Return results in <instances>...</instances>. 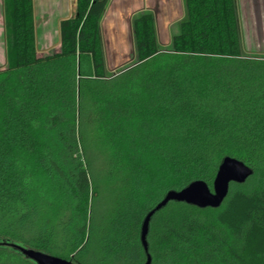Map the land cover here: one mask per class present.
I'll list each match as a JSON object with an SVG mask.
<instances>
[{
  "label": "trees",
  "instance_id": "16d2710c",
  "mask_svg": "<svg viewBox=\"0 0 264 264\" xmlns=\"http://www.w3.org/2000/svg\"><path fill=\"white\" fill-rule=\"evenodd\" d=\"M162 46L154 12L132 20L135 62L110 72L109 0H76L42 54L34 0H3L0 264L16 245L75 264H264V55L244 52L236 0H185ZM227 156L253 173L219 207L169 201L212 189Z\"/></svg>",
  "mask_w": 264,
  "mask_h": 264
},
{
  "label": "crops",
  "instance_id": "0c3cea01",
  "mask_svg": "<svg viewBox=\"0 0 264 264\" xmlns=\"http://www.w3.org/2000/svg\"><path fill=\"white\" fill-rule=\"evenodd\" d=\"M34 1L38 46L44 49L52 47L56 49L59 45L60 20L73 15L76 0ZM236 4L244 52L264 53V0H236ZM146 11L155 13L160 39L169 36L171 38L177 34L180 21L187 13L185 0H109L101 23L103 41L107 39L108 46L114 45L118 50L110 47L105 50L106 53L120 51L124 38L133 37V18ZM0 12L2 17V0H0ZM4 37L2 22L0 42L3 41V44L0 50V67L6 64Z\"/></svg>",
  "mask_w": 264,
  "mask_h": 264
},
{
  "label": "water",
  "instance_id": "95a60500",
  "mask_svg": "<svg viewBox=\"0 0 264 264\" xmlns=\"http://www.w3.org/2000/svg\"><path fill=\"white\" fill-rule=\"evenodd\" d=\"M253 173V169L244 161L227 156L224 158L214 181L213 189L204 180H196L181 190H170L166 196L146 216L142 225V242L148 250L147 235L152 215L157 209L165 206L169 201H184L199 207H219L229 193L232 182L243 183ZM17 248L29 259L37 264H75L73 260L49 254L23 245H16ZM151 258L145 264H150Z\"/></svg>",
  "mask_w": 264,
  "mask_h": 264
},
{
  "label": "rangeland",
  "instance_id": "374dc122",
  "mask_svg": "<svg viewBox=\"0 0 264 264\" xmlns=\"http://www.w3.org/2000/svg\"><path fill=\"white\" fill-rule=\"evenodd\" d=\"M0 30H2L1 12H0ZM170 39H171L170 36L161 38L162 46L163 47L169 46L171 43ZM1 44H3V41L0 42V50H1ZM108 45L109 44L107 42V39H104L105 50H107L110 47L114 50H118V49L114 48V45H112L110 47ZM252 46L251 47L254 48V45H252ZM54 50L55 49L53 47L48 48V49H44L43 47L39 46V52L42 54L50 53V52H53ZM106 54H107V66H108V69L110 72H114V73L119 72L121 69H124L128 65L134 63L135 62V43H134L133 37H125L124 38L123 44L121 45V49L118 53H116V51H115L113 53L107 52ZM249 54L264 55V53H249ZM113 57H115V58L113 59ZM1 67H3V66H1ZM212 190L214 191L213 188H212Z\"/></svg>",
  "mask_w": 264,
  "mask_h": 264
},
{
  "label": "flooded vegetation",
  "instance_id": "af4514ba",
  "mask_svg": "<svg viewBox=\"0 0 264 264\" xmlns=\"http://www.w3.org/2000/svg\"><path fill=\"white\" fill-rule=\"evenodd\" d=\"M2 22H3V30H4V12H3V0H2ZM4 35H5V33H4ZM4 39H5V37H4Z\"/></svg>",
  "mask_w": 264,
  "mask_h": 264
}]
</instances>
